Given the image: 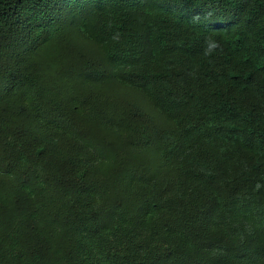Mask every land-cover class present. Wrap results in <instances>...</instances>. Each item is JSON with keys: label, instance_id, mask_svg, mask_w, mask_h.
Instances as JSON below:
<instances>
[{"label": "trees", "instance_id": "trees-1", "mask_svg": "<svg viewBox=\"0 0 264 264\" xmlns=\"http://www.w3.org/2000/svg\"><path fill=\"white\" fill-rule=\"evenodd\" d=\"M0 264H264V0H0Z\"/></svg>", "mask_w": 264, "mask_h": 264}]
</instances>
